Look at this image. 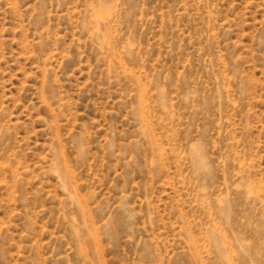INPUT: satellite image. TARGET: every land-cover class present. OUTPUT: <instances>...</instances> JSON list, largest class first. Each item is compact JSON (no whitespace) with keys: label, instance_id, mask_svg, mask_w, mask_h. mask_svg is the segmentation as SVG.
<instances>
[{"label":"rangeland","instance_id":"374dc122","mask_svg":"<svg viewBox=\"0 0 264 264\" xmlns=\"http://www.w3.org/2000/svg\"><path fill=\"white\" fill-rule=\"evenodd\" d=\"M0 264H264V0H0Z\"/></svg>","mask_w":264,"mask_h":264}]
</instances>
